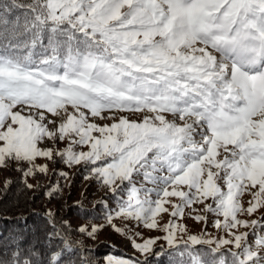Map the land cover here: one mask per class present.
<instances>
[{"label": "snow or ice", "instance_id": "snow-or-ice-1", "mask_svg": "<svg viewBox=\"0 0 264 264\" xmlns=\"http://www.w3.org/2000/svg\"><path fill=\"white\" fill-rule=\"evenodd\" d=\"M38 157L81 165L116 200L106 220L139 255L106 264L166 251L170 264H264V215L241 218L264 210V0H3L0 168L46 174ZM185 208L225 235L189 233L175 219ZM48 216L57 250L17 244L0 264H94Z\"/></svg>", "mask_w": 264, "mask_h": 264}, {"label": "trees", "instance_id": "trees-1", "mask_svg": "<svg viewBox=\"0 0 264 264\" xmlns=\"http://www.w3.org/2000/svg\"><path fill=\"white\" fill-rule=\"evenodd\" d=\"M0 3H3V0H0ZM17 15H20L19 10L11 13L9 19H14ZM24 177L23 173L18 171L9 186L0 185V259H10L17 244L25 250L34 248L42 255L57 250L61 242L58 238L49 239L52 225L48 213L53 214L57 225L67 232L73 243L82 242L83 247L88 250L84 254L94 264H100L102 258L111 254L122 257L126 255L108 243L91 246L84 234L69 222L71 218L88 222L106 220L107 214L117 207L112 194L107 199L101 198L92 202L91 205L83 202L72 203L68 199V193L56 189L60 178L63 177L59 171L46 174L36 172L35 177L39 184L35 189L26 186ZM49 192L52 194L49 195ZM68 258L80 264V253H68L66 259ZM170 260L171 257L166 251L165 254L154 258L152 264H170Z\"/></svg>", "mask_w": 264, "mask_h": 264}, {"label": "rangeland", "instance_id": "rangeland-1", "mask_svg": "<svg viewBox=\"0 0 264 264\" xmlns=\"http://www.w3.org/2000/svg\"><path fill=\"white\" fill-rule=\"evenodd\" d=\"M130 119H137L136 116H130ZM110 123V121H108ZM98 123H105V121H98ZM67 146V142H61L57 147L59 149H63ZM87 151L88 149L85 147L83 149H77ZM36 164L39 165H47L48 166V172L51 171H59L60 173H66V176H63L60 178V184L56 187L60 189V191H65L68 193V199L72 203H78L83 202L86 205H91L92 202L101 199L106 198L111 195V193L103 187L97 180L93 178H86L88 177V172L81 166V165H75V166H68L67 164L63 163L59 160V157H56L55 160H49L44 157H38L36 160ZM27 164H17L15 162H7L5 167L0 168V185H6L7 181H12L14 175L18 168H27ZM38 172V171H37ZM27 184H32V189H35L39 182L36 179L35 175L24 177ZM11 183V182H10ZM10 183L7 184V186L10 185ZM150 186V185H146ZM174 202L179 203L178 198H172ZM251 197L247 194L243 197V203L245 207H247V202L250 200ZM168 207V205H166ZM193 207H196L198 209H202V205H195ZM116 209L114 207L111 212H113ZM171 211V208H169V213ZM191 209L185 208L184 209V216L183 218H175L176 223L181 224L183 226H186L188 229V232L191 234H201L203 231L206 230L208 234H210L213 237L217 236H224L225 233L222 231L216 229L214 225L215 217L212 214H208V223L205 224L203 221H197L194 219L193 216H190ZM169 213H162L160 217H158V221L161 225L167 223L168 221L174 219L170 216ZM264 215V210H258L256 213H254L251 217L244 215L241 218L242 219H257ZM69 222L71 225L77 229H79L81 226L87 225L89 230L93 225L102 226L100 230L97 232L95 238H91L88 235L84 234L85 238L87 239V242L93 246L97 247L98 245L102 243H108L110 246H112L114 249H119L123 252H125V256H116V255H109L102 258L100 264H106V257H115V258H130L134 255H139L135 252V249L132 247L131 240L129 237L132 235L131 232H128L125 235H122L121 233H118L114 230L112 225H110L107 220L99 221V222H88V221H82L76 218L69 219ZM112 224H115L118 227L125 228H133V222L126 221L123 218L117 217L112 221ZM243 230V229H241ZM135 231H138L142 234L143 239H147L149 237H156V236H163V231L159 230H149L143 227L135 228ZM141 237H137V242H143ZM166 242L163 240H158L157 245L155 246V249L157 250L160 245H165Z\"/></svg>", "mask_w": 264, "mask_h": 264}]
</instances>
